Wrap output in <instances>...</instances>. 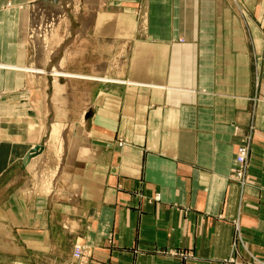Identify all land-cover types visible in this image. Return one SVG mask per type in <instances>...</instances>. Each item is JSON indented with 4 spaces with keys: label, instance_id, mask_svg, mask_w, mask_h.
Returning <instances> with one entry per match:
<instances>
[{
    "label": "crops",
    "instance_id": "obj_1",
    "mask_svg": "<svg viewBox=\"0 0 264 264\" xmlns=\"http://www.w3.org/2000/svg\"><path fill=\"white\" fill-rule=\"evenodd\" d=\"M77 241L87 264H264V0H0V264Z\"/></svg>",
    "mask_w": 264,
    "mask_h": 264
},
{
    "label": "built area",
    "instance_id": "obj_2",
    "mask_svg": "<svg viewBox=\"0 0 264 264\" xmlns=\"http://www.w3.org/2000/svg\"><path fill=\"white\" fill-rule=\"evenodd\" d=\"M238 129V128H237ZM249 134L245 136V139L237 146L236 151V176L235 178L245 183L246 180V173L248 170V161H249V154H250V142H249ZM160 194L157 193L155 198H159ZM240 228L239 224H236V238L240 236ZM87 257H88V249L87 244L82 241H77L74 244L72 258L70 261L66 262L65 264H87ZM260 261V260H259ZM224 264H246V260L239 259L236 256H230L224 259Z\"/></svg>",
    "mask_w": 264,
    "mask_h": 264
},
{
    "label": "bare ground",
    "instance_id": "obj_3",
    "mask_svg": "<svg viewBox=\"0 0 264 264\" xmlns=\"http://www.w3.org/2000/svg\"><path fill=\"white\" fill-rule=\"evenodd\" d=\"M65 11H63V13H64ZM60 16H61V14H60ZM53 23V22H52ZM47 29V28H46ZM34 30H36V29H34ZM33 30V31H34ZM44 30V29H43ZM34 34H36V32L34 33ZM36 36H37V34H36ZM45 36V35H44ZM55 71V70H54ZM53 74H55V75H57L58 77H59V75H61L60 73H57L56 74V72L54 73L53 72ZM62 76V75H61ZM55 121V120H54ZM52 134H53V137H54V140H56V141H58V138L62 141V145L61 146H63V142H64V139L62 138V128H61V126L60 125H58V124H53V126H52ZM60 152L62 151V149L61 150H59ZM66 151V150H65ZM42 152H40V153H37V154H34L30 159H31V161L29 160V165H34V163H36L37 161H38V158H37V155H39V154H41ZM66 165V164H65ZM36 174V173H35ZM49 179V178H48Z\"/></svg>",
    "mask_w": 264,
    "mask_h": 264
},
{
    "label": "rangeland",
    "instance_id": "obj_4",
    "mask_svg": "<svg viewBox=\"0 0 264 264\" xmlns=\"http://www.w3.org/2000/svg\"><path fill=\"white\" fill-rule=\"evenodd\" d=\"M72 1V0H71ZM74 1H79V0H74ZM80 1H84V0H80ZM37 26H38V24H37ZM47 26V25H46ZM53 26H55L54 25V23H52L49 27L47 26V31L45 32L44 31V34H49L50 32H52L53 30H54V27ZM50 28V29H49ZM44 30H46V29H44ZM43 34V35H44ZM41 43V42H40ZM41 44H43V42L41 43ZM43 46H44V44H43ZM60 138V137H59ZM58 138V141H57V143H58V146L60 145H62V141L60 140ZM52 144H53V141L51 142ZM61 150V149H60ZM32 159V158H31ZM31 159H30V161H31ZM29 164V163H28ZM55 171H51L50 172V174H49V176H50V179H49V181L47 182V184H45V189L47 190V191H49L50 192V190H51V187L53 186V181H52V179H53V176L55 175ZM41 180V179H40ZM40 180H38V184H39V182H40ZM45 180V179H44ZM42 181H43V179H42ZM76 243V242H75ZM74 243V244H75ZM73 248H74V246H73Z\"/></svg>",
    "mask_w": 264,
    "mask_h": 264
},
{
    "label": "water",
    "instance_id": "obj_5",
    "mask_svg": "<svg viewBox=\"0 0 264 264\" xmlns=\"http://www.w3.org/2000/svg\"><path fill=\"white\" fill-rule=\"evenodd\" d=\"M44 149L42 144H35L22 158L24 162H29L30 158L37 153H40Z\"/></svg>",
    "mask_w": 264,
    "mask_h": 264
}]
</instances>
